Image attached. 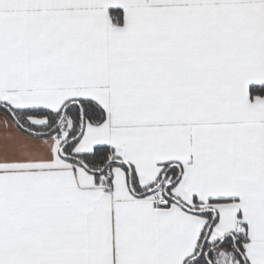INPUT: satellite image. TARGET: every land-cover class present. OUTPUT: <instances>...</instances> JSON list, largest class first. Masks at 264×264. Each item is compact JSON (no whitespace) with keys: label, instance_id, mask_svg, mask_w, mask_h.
Instances as JSON below:
<instances>
[{"label":"snow or ice","instance_id":"obj_1","mask_svg":"<svg viewBox=\"0 0 264 264\" xmlns=\"http://www.w3.org/2000/svg\"><path fill=\"white\" fill-rule=\"evenodd\" d=\"M0 264H264V0H0Z\"/></svg>","mask_w":264,"mask_h":264}]
</instances>
